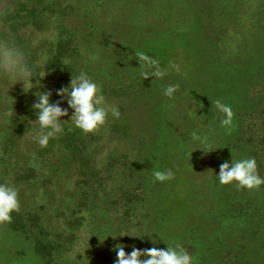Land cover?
<instances>
[{
  "label": "rangeland",
  "instance_id": "obj_1",
  "mask_svg": "<svg viewBox=\"0 0 264 264\" xmlns=\"http://www.w3.org/2000/svg\"><path fill=\"white\" fill-rule=\"evenodd\" d=\"M24 1L34 3L0 0V46L19 54L15 70L0 68V183L18 189L24 214L39 212L58 247L51 264H115L117 244L131 253L133 246L167 250V243H180L193 264H264V185L249 191L218 179L232 153L255 157L264 178V0H49L47 28L22 24L20 44L1 16L25 15ZM61 7L69 13L61 16ZM60 24L81 55L57 71L47 56ZM136 52L166 75L143 79ZM20 69L30 74L25 90ZM81 71L128 125L114 128L109 115L97 132L84 133L98 172L88 182L56 144L39 146L36 112L24 110L39 92H51L70 120L74 110L57 90ZM168 85L179 86L171 98ZM217 99L233 110L231 134L213 107ZM168 169L173 179L155 180L153 171ZM37 236L0 224V264H49Z\"/></svg>",
  "mask_w": 264,
  "mask_h": 264
},
{
  "label": "clouds",
  "instance_id": "obj_2",
  "mask_svg": "<svg viewBox=\"0 0 264 264\" xmlns=\"http://www.w3.org/2000/svg\"><path fill=\"white\" fill-rule=\"evenodd\" d=\"M135 56L140 62V67L144 69L141 72L143 79L149 77L160 79L166 75L157 60L149 58L142 52H136ZM18 57V53H14L6 46H0V68L7 71L15 70L18 65ZM64 63L66 64L67 61ZM20 71L24 76L20 81H23L25 90L30 74L23 69ZM45 76L41 73L39 77ZM178 87V85H168L164 89V95L171 98ZM51 95V92H39L37 102L32 106L36 111L37 119L31 123L39 126V131L35 134L34 139L41 148H46L50 139L57 138L63 133V123L65 122H71L76 128L89 134L95 133L105 126L109 115L115 119H119L121 115L119 108L106 101L100 86L83 71L78 75H72L69 86L57 90V95L66 100L68 106L74 110L70 120L62 119V117L69 116L68 109L60 106L63 101L58 100L52 103ZM212 104L222 114L221 125L227 129L228 134H231L234 116L231 106L222 103L219 99L212 101ZM153 176L156 181L164 182L173 179L174 173L171 169L155 170ZM218 179L222 185H234L237 189L249 191L257 190L261 185H264V178L259 174L255 157L237 160L233 158V153L231 163L225 161L220 165ZM19 211L18 189L8 183H0V224L10 223L12 213ZM125 235L121 234L120 236ZM155 242L153 239V243ZM167 245V250L156 247L141 250L133 246L131 253H127L125 245L117 244L113 249L117 256L115 264H193L192 255L180 243L174 247L168 243Z\"/></svg>",
  "mask_w": 264,
  "mask_h": 264
},
{
  "label": "trees",
  "instance_id": "obj_3",
  "mask_svg": "<svg viewBox=\"0 0 264 264\" xmlns=\"http://www.w3.org/2000/svg\"><path fill=\"white\" fill-rule=\"evenodd\" d=\"M34 2V3H33ZM47 2V3H46ZM31 3L33 5L30 7L26 6L25 1L20 4L21 6H25L26 8V14L25 15H20V10H17V16L10 15L8 14H2L1 18L3 20V23H9V27L11 30L10 36H14V39L19 42L20 44L23 43V41L20 42V37L17 36L18 29L22 24H25L26 26L29 25L30 22H32L30 25L33 29H38V30H44L47 28L46 24L47 22L42 20V17H45V14L50 10L47 9L50 7L53 10L52 3L49 4V0H31ZM37 4H40V9L38 10ZM70 8L68 7H61L58 12L61 16L66 15L69 13ZM56 15V14H54ZM24 16H27V19L29 17L30 21L29 22H21L19 19L22 17L23 19L25 18ZM28 21V20H27ZM60 30L58 31V35L56 36L55 40L53 42L50 41L49 43V51L50 54H48L47 59L49 66L48 68H57V71L60 69L66 70V68L73 67L74 64L78 61L81 51L77 45V39L75 38V35L73 32L68 30L64 24L59 25ZM6 33L2 30H0V40L1 37L6 38ZM9 36V38H10ZM108 38L109 40V35H104V40ZM24 40V37L23 39ZM104 41V42H108ZM26 46V45H24ZM67 61L65 64L64 62ZM55 70V69H54ZM75 70V69H74ZM56 72V71H55ZM106 90V89H105ZM114 92L117 90L116 88L113 89ZM58 101L57 97L54 98V103ZM61 107L63 108V105L61 104ZM25 112L28 110L33 111L34 113L36 112L33 107H31V103H28L24 107ZM27 117L31 116L25 114ZM37 116V115H36ZM128 125L123 126L122 123L120 122L119 119H115L114 123V128L115 127H124L128 130L127 128ZM64 131L63 133L58 136L57 138H52L49 141V146L48 148H54V145L56 144L60 149L65 151L63 160L69 164L73 165L77 169V173L79 177L82 179H86L85 182H88L92 177L97 175V171L94 169L95 165L93 164L94 159L93 157L89 154L90 150V145H89V140L85 137L84 132H82L80 129L76 128L75 126L68 124L64 125ZM127 134V133H124ZM262 138L261 145L264 146V133L260 135ZM6 170L8 171V167H6ZM34 170V169H33ZM16 171V170H15ZM14 171V172H15ZM17 172V171H16ZM15 172V173H16ZM72 220V218H70ZM9 226L16 231L20 232H32L34 229L37 231L38 236L36 239V246H37V251L45 257V259L48 260L51 264V261L53 259L52 256L56 255L55 250L58 249V247H54L52 245V240L50 239V231L46 230V228L41 224L40 222V215L39 212L36 210H31L22 212H13L12 213V221L8 223ZM64 235L59 234L55 236L56 238L62 240L64 239Z\"/></svg>",
  "mask_w": 264,
  "mask_h": 264
}]
</instances>
